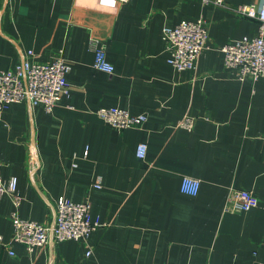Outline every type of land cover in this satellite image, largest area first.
Segmentation results:
<instances>
[{"label":"crops","instance_id":"1","mask_svg":"<svg viewBox=\"0 0 264 264\" xmlns=\"http://www.w3.org/2000/svg\"><path fill=\"white\" fill-rule=\"evenodd\" d=\"M229 6L260 0H225ZM0 0V69L21 51L70 63V95L46 112L25 102L0 112V172L17 177L23 219L47 223L59 196L89 200L103 225L87 241L65 240L32 253L11 241L9 196L0 200V264H264V80L236 79L220 47L256 34L254 19L200 0ZM202 17L209 47L193 71L166 61L164 26ZM104 40L107 73L93 67L89 37ZM117 107L145 114L117 130L95 114ZM185 115L191 131L176 127ZM147 144L143 160L138 143ZM30 149L40 166L29 173ZM87 149V155L83 152ZM75 163V166H73ZM182 176L200 181L180 191ZM99 179L100 187H92ZM234 189L258 199L228 212ZM91 254L86 256L87 250ZM11 251V253H10Z\"/></svg>","mask_w":264,"mask_h":264},{"label":"built area","instance_id":"2","mask_svg":"<svg viewBox=\"0 0 264 264\" xmlns=\"http://www.w3.org/2000/svg\"><path fill=\"white\" fill-rule=\"evenodd\" d=\"M117 1L126 2L127 0ZM200 1L205 5L229 9L237 16L254 19L257 22L255 35H245L228 42L220 47V51L223 54V66L239 81L246 78L252 81L264 80V0L232 7L225 0ZM7 3L8 0H3L2 8ZM161 39L167 54L166 61L177 71L195 70L199 56L209 47L207 25L202 17L182 20L174 26L162 27ZM89 47L94 53L93 67L112 73L114 68L106 59L104 40L90 36ZM30 56H32L31 50L21 51L20 61L17 64L9 69H0V112L8 104L21 101L27 104L29 112L37 105L46 112H51L60 100L69 97L66 76L71 65L63 57L62 50L46 62L33 61L29 58ZM94 114L117 130L139 127L147 120L145 114H131L117 107H102L94 111ZM193 125L194 120L188 115L183 116L176 123V127L187 131H191ZM146 152L147 144L138 143L135 148L136 157L143 160ZM86 155L87 149L83 152V156ZM39 166L36 151L30 149L27 157L28 172L36 171ZM100 186L99 179L92 183V187ZM199 186L198 179L189 176L181 177L179 188L182 193L196 195ZM4 195L10 197L14 206V210L10 213L13 229L11 241L22 244L29 253L65 240L85 243L89 234L103 225L98 219L91 217L89 200L75 202L64 196L55 199L51 217L47 223L21 218L17 213V207L21 203V196L17 190V177L4 178L0 172V200ZM257 205L258 199L251 191L234 189L227 197L225 210L245 212ZM90 254L89 249L85 255Z\"/></svg>","mask_w":264,"mask_h":264}]
</instances>
